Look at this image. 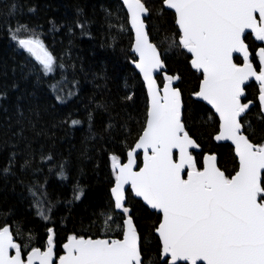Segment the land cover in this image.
Listing matches in <instances>:
<instances>
[{
  "label": "trees",
  "instance_id": "1",
  "mask_svg": "<svg viewBox=\"0 0 264 264\" xmlns=\"http://www.w3.org/2000/svg\"><path fill=\"white\" fill-rule=\"evenodd\" d=\"M142 3L149 10V36L166 66L158 81L162 86L166 76L179 77L173 81L183 96L185 130L199 145L193 152L197 167L203 169L205 154H216L220 170L231 178L238 170L234 149L215 142L219 119L195 99L203 74L179 45L175 14L164 0ZM22 39H38L52 54L50 72L21 48ZM132 43L120 0H0V230L10 227L24 258L34 249L46 250L50 235L56 259L72 236L120 239L123 221L131 216L142 264H165L155 234L161 215L131 192L124 213L111 195L117 174L112 157L127 160L148 116ZM245 43L260 70L262 45L251 33ZM259 95V85L250 81L241 98L249 104L241 120L244 132L257 146L264 144Z\"/></svg>",
  "mask_w": 264,
  "mask_h": 264
},
{
  "label": "snow or ice",
  "instance_id": "2",
  "mask_svg": "<svg viewBox=\"0 0 264 264\" xmlns=\"http://www.w3.org/2000/svg\"><path fill=\"white\" fill-rule=\"evenodd\" d=\"M174 9L181 37L179 45L191 53V65L202 72L197 95L211 104L222 121L216 140L232 141L239 157V170L229 178L216 166V157L205 158L203 169L189 149L199 146L181 120V99L172 87L178 76H166L161 96L153 72L164 65L156 46L149 42L141 18L148 9L142 0H124L136 32V65L148 83L152 104L146 128L135 145L143 150V166L138 171L136 151L121 164L113 156L117 170L112 194L115 207L124 206L125 185L152 209L162 213L157 232L162 256L171 264H264V144L255 145L242 132L239 117L249 108L242 104L244 85L254 78L259 83V100L264 104V47L258 52L259 73L249 60L245 33L264 42V0H164ZM259 20L257 19V14ZM44 66L52 70L54 57L37 39L19 40ZM233 53H242L243 66L233 62ZM73 124L79 121H73ZM174 150L179 158L174 159ZM187 169V172L185 171ZM41 214H43L41 212ZM123 239H84L72 236L63 245L66 255L59 264H142L140 237L129 217ZM51 231V230H50ZM47 250L32 251L27 264H52L53 239ZM9 249H15L10 257ZM0 264H24L20 245L13 242L8 227L0 230ZM168 264V260H165Z\"/></svg>",
  "mask_w": 264,
  "mask_h": 264
},
{
  "label": "water",
  "instance_id": "3",
  "mask_svg": "<svg viewBox=\"0 0 264 264\" xmlns=\"http://www.w3.org/2000/svg\"><path fill=\"white\" fill-rule=\"evenodd\" d=\"M120 1H121V3L123 4V6H124V8H125V10H126V12H127V14H128L129 26H130V28H131V30H132V34H133V43H132L131 52H132V54L135 56L136 59L132 62V66L136 69V71L138 72V74L140 75V77H141V79H142V81H143V83H144V86H145V89H146V93H147V97H148V113H149V111L151 110L152 98H151V94H150L149 89H148V83H147V81L144 79V75H143V73L140 71L139 68L136 67V65L140 62V56H139V53H137V52L135 51V46H136V32H135V29L132 27V23H131V13H130V11H129V9H128V6L124 3V0H120ZM145 7H146V6H145ZM164 8H165L166 10H168V11L173 12V13L175 14V10H174V9H169V8H167L165 2H164ZM256 15H257V19L259 20V15H258V13H257ZM148 16H149V10H148V12H147L146 14H142L141 18L143 19V21H144V23H145V31H146L147 34H148L149 42H150V43H153L152 40H151V38H150V36H149L148 26H147V23H146V19L148 18ZM175 16H176V14H175ZM176 21H177V17H176ZM177 25H178V24H177ZM178 27H179V26H178ZM248 33H251V31H250V30H247L246 33H245V36H246V34H248ZM251 34L255 37V34H254V33H251ZM25 40H27V39H25ZM256 41H257L260 45H262V47H264V42L259 41V40H256ZM153 44L155 45V43H153ZM155 46H156V45H155ZM21 48H22L23 50L27 51L25 48H23V47H21ZM156 48H157V51H158V53H159V55H160V59H161L163 65H164V67L161 68V69H159L158 71H154V72H153V78L155 79V81H156V87H157V89L159 90L160 95L162 96V95H163V88H164V86L167 84V81H165V83L161 86L160 83H159V81H158V76L161 75V74L165 71L166 66H165V63H164V61H163V58H162L161 52L159 51V49H158L157 46H156ZM47 51H48V50H47ZM27 52H28V51H27ZM48 52H49V51H48ZM186 52H187V51H186ZM258 52H259V50H258ZM187 53H188V52H187ZM249 53H250V51H249ZM188 54H189V55L191 56V58H192L191 53H188ZM236 57H240V58L243 60V55H242V53H233V62H234V63H236V62H235V58H236ZM249 60H250V62H251V53H250V56H249ZM38 62H39V61H38ZM39 63H40V62H39ZM243 63H244V61H243ZM243 63H242L241 65H238V64H237V65H238V66H243ZM251 63H252V62H251ZM253 66H254V65H253ZM261 67H262V66L260 65V70H261ZM192 68H193V67H192ZM254 68H255V67H254ZM193 69H194V68H193ZM194 70H196V69H194ZM256 70H257V69H256ZM260 70H257V72L259 73ZM197 71H198V70H197ZM201 73H202V72H201ZM250 81H255V79L252 78V79H250L248 82H246V84L243 86V87H244V91H245V87H246V85H247ZM255 82L259 85V83H258L257 81H255ZM201 83H202V82H201ZM200 86H201V84H200ZM172 87L178 89V88L175 86L174 81H173V83H172ZM178 90H179V92H180V99H181V104H182V107H181V120H182V122H183V110H184L183 96H182V93H181L180 89H178ZM199 90H200V88H199ZM198 92H199V91H198ZM242 97H243V96H242ZM242 97H241V98H242ZM195 99L198 100V101H200V102H202V103H204L205 105H207V106H208V107L214 112V114L218 117L219 122H220V128H219L218 133L215 135V137H216L217 135H219V133H220V131H221V125H222V121H221V119H220L219 113L216 112L215 108H214L211 104H209L207 101H205V100H203L202 98H200L197 94H196V96H195ZM259 101H260V100H259ZM241 103H242V101H241ZM260 105H261V108H262V112H263V114H264V104H262V103L260 102ZM244 114H245V112L239 117V120H240L241 124H242V121H241V120H242ZM147 119H148V116H147ZM146 124H147V122H146ZM183 124H184V123H183ZM184 126H185V125H184ZM145 128H146V126H145ZM145 128H144V130H145ZM144 130H143V131H144ZM242 132H243L244 135H246L245 132H244L243 124H242ZM142 134H143V132H142ZM142 134H141V135H142ZM141 135H140V137H141ZM189 136H190V135H189ZM246 136H247V135H246ZM140 137H139V138H140ZM190 137H191V136H190ZM215 137H214V140H215L216 143H218V144H229L230 146H232V148L234 149L235 157H236V159H237V161H238V170H239V157H238L237 154H236V151H235V145L232 143V141H227V140H219V141H218V140L215 139ZM191 138H192V137H191ZM192 139H193V138H192ZM138 142H139V139L137 140V142L135 143V145H136ZM195 142H196V141H195ZM196 144H197V143H196ZM135 145L133 146V148H132L130 151H133V150L136 151V154H137V166H136L133 170H134V171H138L139 168L143 166V150H142V149H141V150H136V149H135ZM197 145H198V144H197ZM198 146H199V145H198ZM198 150H199V147H198V148H195V149H189V151H190L192 154H193L194 151H198ZM130 151H129V152H130ZM129 152H128V153H129ZM209 155H214V156L216 157V161H215V163H216V166L219 168V165H218V156H217L216 154H209V153H207V154L204 155V158H203V166H204L205 158H206L207 156H209ZM138 156H141V164L139 163ZM178 158H179L178 150H174V159H177V160H178ZM127 162H128V155H127V160H126L124 163H121V164H126ZM219 169H220V168H219ZM238 170H237V172H238ZM185 171L187 172V169H185ZM116 172H117V170H116ZM235 174H236V173H235ZM263 175H264V173L261 174V183H262V181H263ZM114 187H115V185H114ZM124 192H125V199H124V201H123L124 205L126 204V201H127V193H128V192H131V194L133 195L134 198H136V199L142 201V203H143L146 207H148L151 211L160 214V215H161V221H162V213H160L159 211H157V210H155V209H152L149 205H147V204L143 201V199H142L141 197L136 196L134 190L131 188V185H125ZM111 195H112V199H113L114 204H115V198H114V196H113V194H112V191H111ZM116 209H117V208H116ZM118 210H120V209H118ZM129 217H131V216L126 217V218L124 219V221H123V233H124V231L126 230V223H125V221H126ZM131 218H132V217H131ZM132 220H133V219H132ZM161 221H160V222H161ZM133 224H134V222H133ZM134 226H135V224H134ZM6 227H8L9 230H10V232H11L10 227H9V226H6ZM135 228H136V226H135ZM136 230H137V229H136ZM123 233H122V237H121L120 239H123ZM137 233H138V231H137ZM11 234H12V232H11ZM138 234H139V233H138ZM155 234H156V236L159 238V241H160V244H161V259H162V261H165V260L167 259V260H168V264H171L170 258H165V257L162 256V241H161V239H160V237H159V234H158V232H157V229H156V231H155ZM50 236L52 237V235H50ZM139 237H140V235H139ZM82 238H84V239H109V238H91V237H88V238H86V237H82ZM12 239H13V242L16 243L13 234H12ZM109 240H112V239H109ZM67 242H68V241H67ZM67 242H66V243H67ZM66 243H65V244H66ZM16 244H17V243H16ZM53 245H54V244H53ZM34 250H35V249H34ZM34 250H32V251H34ZM46 250H47V249H46ZM46 250H44V251H46ZM15 251H16L15 249H9V250H8V254H9V256H10V257L14 256V255H15ZM32 251L26 256V258L23 257V253H22V251H21V259L24 261V264H27L28 257L31 256ZM40 251H41V252H44V251L41 250V249H40ZM53 251H54V258H53L52 264H59V259H56V255H55V247L53 248ZM63 251H64V254H63V255H66V250L63 249ZM140 251H141V239H140ZM63 255H62V256H63ZM141 257H142V262H143L142 252H141ZM181 263H183V262H181ZM34 264H39V261H38V260L34 261Z\"/></svg>",
  "mask_w": 264,
  "mask_h": 264
}]
</instances>
